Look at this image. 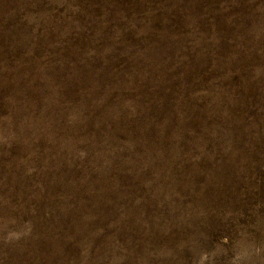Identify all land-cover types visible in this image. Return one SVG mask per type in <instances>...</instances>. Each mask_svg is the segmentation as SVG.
Masks as SVG:
<instances>
[{"label": "rangeland", "instance_id": "374dc122", "mask_svg": "<svg viewBox=\"0 0 264 264\" xmlns=\"http://www.w3.org/2000/svg\"><path fill=\"white\" fill-rule=\"evenodd\" d=\"M0 264H264V0H0Z\"/></svg>", "mask_w": 264, "mask_h": 264}]
</instances>
